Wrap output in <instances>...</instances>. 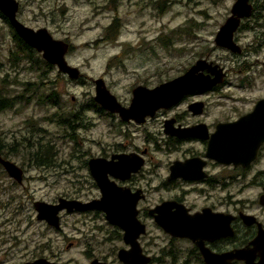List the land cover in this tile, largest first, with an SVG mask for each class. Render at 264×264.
Returning a JSON list of instances; mask_svg holds the SVG:
<instances>
[{
    "label": "rangeland",
    "instance_id": "obj_1",
    "mask_svg": "<svg viewBox=\"0 0 264 264\" xmlns=\"http://www.w3.org/2000/svg\"><path fill=\"white\" fill-rule=\"evenodd\" d=\"M16 1L19 4L17 18L22 24L34 30L46 28L54 39L69 44L66 61L79 69L82 82L69 80L55 67L46 73L47 80L40 81L46 68V71L33 72L28 70L26 60L15 62V57L10 54L16 50L11 30L0 18V90L12 97L23 95L30 100L27 104H16L13 109L0 111V142L6 146L18 145L22 138H28L31 146L49 145L53 154V166L50 167H36L20 156L10 157L9 160L23 170L22 185L10 179L0 166V264H21L38 258L53 263L89 264L86 256L89 249L100 259L119 264L111 252L113 245L119 243L111 244L108 240L110 228L105 227L104 221L94 222L91 218L83 226L82 217L69 216L64 218L62 231L58 233L36 220L32 205L35 201L52 203L58 197L72 195L78 187L77 181L86 176L81 164L83 158L80 159L76 152L79 144H75L70 135L77 134L82 138L78 150L83 152L99 155L116 146L134 144L150 147L151 158L154 162L157 160L154 164H166L173 158L167 157L163 150L157 151L154 143L145 139V131L155 134L159 125L153 121L141 128L124 126L123 133H129L125 136L111 131V125H116V121L87 113L93 124L86 130L71 131L54 122L55 114H74L92 103V80L102 78L106 88L124 102L136 83L155 86L171 80L184 72L188 62L193 64L197 58L208 59L231 70L229 80L234 84L239 78L235 60L214 44V38L235 0H114V4L109 5V0ZM252 2L261 9L255 15L264 18V0ZM114 20L120 24L119 34L116 39L106 41V29ZM255 22L264 20L250 22L252 28L256 26ZM260 29L255 27L257 31ZM239 38L241 45L250 44L252 30H243ZM257 54L264 62V48L253 53L250 61ZM27 83L33 85L28 87ZM51 89L59 96V107L38 105L36 97ZM262 95L264 87L257 82L250 91L224 87L199 99L208 103L210 118H217L221 117L222 109L231 107L232 102L249 103ZM149 170L162 172L159 167L149 166L145 173ZM241 198H253V194L246 192ZM75 220L79 221L78 225L81 231H86L87 237L74 234L72 224ZM65 222L68 224L64 225ZM89 227L94 228L88 231ZM77 241L74 247H67L70 242Z\"/></svg>",
    "mask_w": 264,
    "mask_h": 264
},
{
    "label": "flooded vegetation",
    "instance_id": "obj_2",
    "mask_svg": "<svg viewBox=\"0 0 264 264\" xmlns=\"http://www.w3.org/2000/svg\"><path fill=\"white\" fill-rule=\"evenodd\" d=\"M249 3L252 6V13L248 18L241 20L233 36L234 42L240 47V53H232L222 48L235 60L237 67L235 72L239 78L234 84L229 80L231 70L208 59L197 58L193 64L188 62L184 72L176 77L183 75L197 61L205 60L208 63L211 62L212 66L218 65L222 69L221 83L206 91L196 90L184 95L171 107L158 109L153 116H146L142 123L132 119L122 120L118 113L107 111L95 102L94 82L98 79L92 80L94 84L92 103L87 104L86 108L81 107L76 110L68 118L74 130H86L93 124L92 118L87 116V113L102 119H112L117 124L111 125V131L119 135L124 134L122 131L124 126L141 128L153 121L159 125L158 132L155 134L145 131V139L153 142L157 151L163 150L167 157L173 158L166 164L160 162L154 164L157 160L154 162L151 158V148L138 147L134 144L116 146L112 151L99 155L83 152L78 150L82 145V138L73 134L72 141L79 144L76 152L79 153L80 159L83 158L81 164L87 174L77 181L78 187L72 195H63L49 203L55 205L60 199L74 201L81 205L101 201L103 193L92 175L89 162L104 161L105 165L101 166L103 169L96 171L94 168V173L99 178L105 176L110 184L109 189L115 190V197L122 195L128 197L126 204L123 205L132 206L135 213L134 222L130 223L129 228L132 233L141 230L135 241L125 240V231L107 220V214L98 209L71 213L62 210L59 213V229L49 226L50 228L61 233V224L64 218L69 216L82 217L83 226L91 218L94 222L104 221L105 227L110 228V232H107L108 240L111 244L119 243L118 246L113 245L111 250L119 264H123L118 258L119 252H129L133 247L139 249V255L142 258L148 259L146 264H208L203 251L222 256L235 254L240 250L245 251L246 261L233 258L227 264H258L261 261L252 242L259 236H264V111L258 112V119L252 118V115L258 107V102L264 100V95L256 97L249 103L232 102L231 107L222 109L221 117L217 118H210L208 103L199 99L207 94L216 93L224 87L250 91L257 82L264 87V62L258 59V54L254 55L256 58L253 61H250L253 53L264 48V22H255L254 25L262 28L258 31L255 30L256 26L252 28L250 22L258 19L262 21L264 18L261 15L256 16L255 14L261 9L254 6L252 0H249ZM243 30L253 32V41L246 46L241 45L239 38ZM200 73L203 76L214 77L206 66ZM81 77L80 74V77L73 81L81 83ZM168 81L155 86H150L146 82L136 83L130 89L128 100L124 102L119 101L106 89L115 97L120 107L128 109L135 88L144 87L151 90ZM221 97L224 99V94ZM49 162L47 167L53 166V156ZM149 166L159 167L162 172L149 170L145 173L146 167ZM156 179L159 181L154 184L153 181ZM246 192H252L253 198H241ZM154 194L156 196L151 198L150 196ZM109 203L117 204L112 196L107 204ZM122 211L124 215L120 220L127 222L130 220L131 212L125 208ZM108 217L117 221L113 216ZM174 219L186 220L189 238L174 236L165 231L161 224L175 221ZM67 224L65 222L64 225ZM78 224V220L72 224L74 234L83 238L87 237L86 231H81ZM172 227L176 228L173 224ZM93 228L89 227L88 231H92ZM153 232L154 235L151 234ZM77 243L78 241L70 242L67 247H74ZM182 244L185 246H181ZM90 251L91 249L86 253L89 264L93 261L113 264L100 259L94 251L92 253ZM35 260L37 259L25 260L21 264Z\"/></svg>",
    "mask_w": 264,
    "mask_h": 264
},
{
    "label": "water",
    "instance_id": "obj_3",
    "mask_svg": "<svg viewBox=\"0 0 264 264\" xmlns=\"http://www.w3.org/2000/svg\"><path fill=\"white\" fill-rule=\"evenodd\" d=\"M19 4L16 0H0V13L7 20L9 26L12 28L15 35L29 48L38 53L42 60L53 66L57 71L65 75L70 80H77L80 77L78 68L70 66L66 61V54L69 51V44L62 40L54 39L46 28L32 29L22 24L18 18ZM252 13V6L249 0H235L233 3L230 16L219 27L215 38L214 44L217 47L227 49L232 53H240V47L234 42L233 36L239 27L243 18H248ZM209 67V71L214 76L213 78L203 76L200 72L204 67ZM222 69L218 65H213L205 60L197 61L188 71L183 75L172 79L166 83L159 85L154 89H147L144 87H137L133 90V99L128 109L120 107L115 99L105 87L102 79L96 80L95 83V97L94 100L100 104L105 110L115 112L120 115L122 120H135L142 123L146 116H153L155 111L161 108H169L179 102V100L186 94L192 93L196 90L206 91L213 86L221 83ZM264 111V100L258 102V107L252 115L254 119H258V112ZM257 112V113H256ZM264 118V116H263ZM104 161L92 160L89 162L92 175L97 180V183L102 190L103 198L93 204H79L74 201H67L60 199L57 204H49L42 201L33 202V209L36 213V220L45 222L48 226L59 229V213L66 210L71 213L73 211H84L91 209L102 210L107 214V220L111 223L118 225L125 231L124 238L132 239L138 237L141 230L132 233L129 228L130 223L134 222V211L132 206L126 204V196L115 197V190L109 189V183L104 177H98L94 173V168L99 171ZM0 166L7 176L12 179L16 184L23 183V170L15 165L10 160L4 159L0 155ZM105 169H108L105 167ZM105 175V174H104ZM114 195V196H113ZM116 200V205L107 204L109 198ZM122 203V204H118ZM107 204V205H106ZM127 209L130 213V220L127 222L121 221L120 218L124 215L122 209ZM108 216H113L117 221L111 220ZM175 221L166 222L161 224L162 227L171 235L178 237H190L189 229L185 219H174ZM172 224L176 228L172 227ZM129 229V231H128ZM132 233V234H131ZM133 235V236H132ZM254 250H257L261 257L258 264L264 263V236H259L252 242ZM203 256L208 264H227L233 258L245 260L244 250L236 251L235 254H228L222 256H215L209 252L203 251ZM119 260L123 264H146L148 259L142 258L139 255V249L133 247L129 252H119ZM246 261V260H245ZM24 264H67V263H52L45 259H37L33 262ZM92 264H104L93 261Z\"/></svg>",
    "mask_w": 264,
    "mask_h": 264
},
{
    "label": "trees",
    "instance_id": "obj_4",
    "mask_svg": "<svg viewBox=\"0 0 264 264\" xmlns=\"http://www.w3.org/2000/svg\"><path fill=\"white\" fill-rule=\"evenodd\" d=\"M110 1V2H109ZM108 5L114 4V0H109ZM164 6L161 7L163 9ZM115 6L113 7V9ZM0 18H2L7 24V20L2 16L0 13ZM116 20V19H115ZM113 21L112 24L108 26L105 32V39L106 41L114 40L117 38L119 34L120 24L118 21ZM9 25V24H8ZM11 30L12 40L15 43L16 50L10 51L11 56H14V61H24L26 60L29 64V71L37 72L38 70H45L47 71L44 74H41L39 79L40 81L47 80L45 79L46 73L50 71L53 66H50L46 62H44L41 56L36 53L34 50L26 46L13 32L12 28L9 26ZM24 57V58H22ZM59 76V74H58ZM6 79V78H5ZM5 81V80H3ZM6 82V81H5ZM41 83V82H40ZM53 83H49L52 85ZM33 84L27 83V86L30 87ZM40 86L42 84H39ZM38 85V86H39ZM35 91V90H34ZM59 96L54 89H51L49 93L39 95L38 98L36 97V103L39 105H49V106H58L59 107ZM29 97H25L23 95H18L16 97L10 96L5 90H0V111L10 110L15 107L16 104H27L29 103ZM64 112H60L55 114L54 122L58 126H63L71 131L74 130V127L71 123H69L68 118H70L71 114H63ZM70 139L73 140V135L70 136ZM0 154L4 159L9 160L10 157H17L20 156L22 160L27 161L28 163H32L33 166L36 167H47L49 166V161L52 158V150L49 145L38 144L36 146L30 145V140L28 138H22L18 145L15 144H8L3 145L0 142ZM23 165V164H22Z\"/></svg>",
    "mask_w": 264,
    "mask_h": 264
}]
</instances>
